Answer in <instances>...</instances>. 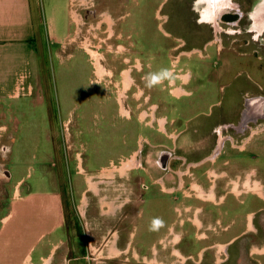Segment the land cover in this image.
I'll use <instances>...</instances> for the list:
<instances>
[{
  "label": "rangeland",
  "instance_id": "374dc122",
  "mask_svg": "<svg viewBox=\"0 0 264 264\" xmlns=\"http://www.w3.org/2000/svg\"><path fill=\"white\" fill-rule=\"evenodd\" d=\"M55 1L59 3L54 9L57 14L59 7L64 4L60 18L58 16V25L54 23V14L52 16L51 13L54 12L51 10L52 0H31L36 20H43L42 24L38 25L36 34L43 65L40 81L43 96H40L42 100L39 104L27 101L28 113L23 119L29 120L28 126L24 127L22 132H14L16 140L12 152L2 160L12 177L10 180L0 181V216L9 214V217H12L3 230L0 228L1 235L5 236L15 220H22L23 224L27 220L25 230L29 236L39 234L56 224L58 209L52 197L54 190L50 186H61L68 229L71 234L76 235L75 242L80 248L84 245V236L87 235L84 220L89 219L92 206L90 201L93 199L89 190L84 197L86 186H121L125 191L126 201L134 198L146 201L141 207L144 209L145 219L148 216L151 222L148 231L142 226L144 215L137 219L133 214L126 220L124 234L133 237L132 248L137 246L139 238L147 240L148 237L149 241L154 239L159 231L158 225H161V228L172 217L173 205L183 213L185 219L189 218V224H185L183 228L178 226L174 231L173 254L169 261L171 264H182V257L176 250L181 244L175 243L182 229L189 227L190 233L195 232L191 221L195 224L202 220L210 228L204 231L205 233H202L203 229L196 230L197 236L205 235V239L197 240V244H194L190 251L192 259L189 263L195 264L199 256L196 254L198 246L208 248L212 244L220 243L223 247L233 235L245 231L247 225L251 226L248 221L252 215L255 216L254 226L250 228L252 230L241 234L236 242L230 245V259L226 264H264V200L254 194L245 198L244 194L238 195L242 189L240 186H248L249 183L242 181L236 189L232 188V191L228 187L217 186L218 195L221 196L214 197L212 188L208 193L205 187L204 191L199 187L201 183L198 180V167H191L180 170L186 173L183 176L182 189L167 194L161 190L155 179L163 175V171L159 170L154 162L155 148L158 147L146 142L148 137L152 143L163 141L170 144L163 134L147 126L151 102L159 104L161 98L165 97L164 102L167 101L170 106L184 108L185 99L199 95L202 88L208 90L214 87L219 92L220 85H225L233 76L234 78L229 80L231 85L227 88L243 83V69L225 58L228 59V50L214 55L212 59L204 60L199 58L198 52L192 53L191 58L182 53L190 48V38L194 41L190 34L192 28L196 27L189 8L186 9L187 0H70L69 10L77 23L74 36L87 41L89 46L86 45L85 48L90 53L88 55L85 50L77 48L75 42L65 45L66 36L72 34L73 30V25L68 22V0ZM213 1L222 8L220 10H225L226 4L219 3L220 0ZM210 4L203 1L197 8L204 10L209 8ZM56 46L60 50H67L55 58L53 54ZM70 52L71 56H68ZM93 52L97 53L106 72L102 77L95 72ZM123 72L130 75L128 84L132 78L135 80L131 89L124 92ZM188 72L191 79L184 85L187 94L182 98H174L168 94L171 87L169 81L178 74ZM152 77H158V80L151 82ZM258 83L264 87L263 78H258ZM247 88L251 90L248 85ZM140 93L139 100H136ZM148 93L150 100L146 99ZM215 94L221 101L224 100V95L216 92ZM116 101L121 106L123 104L124 108L121 107L118 111ZM138 104L139 108L136 106ZM4 113L2 123L10 124L16 117L14 112ZM168 115L172 116L170 112ZM18 116H21L20 112ZM139 133L146 139L143 140L142 151L138 155L140 159L133 158L136 152L131 154V157L126 155L127 160H123L122 166L114 172V183L106 185L99 182L100 174L105 172L97 171L109 164V159L116 161L121 154H127L134 148ZM254 135V142L264 139V133ZM21 139L23 144H26L21 156L17 157L15 148L20 145ZM228 148L225 143L224 151ZM76 153L78 157L75 156ZM225 156L222 154L219 161ZM233 157L236 160L242 159V162L246 161L247 166L255 165V158L249 161L251 159L244 154H241V159L239 156ZM175 160L173 166L177 169L180 161ZM262 161L264 164V157ZM250 171V189L261 195L259 189L263 186L264 190V178ZM1 172L0 167V176L3 175ZM164 174L168 184L176 183L175 175ZM17 179H21L19 194L18 197L12 198L11 186ZM227 191L230 193L221 199ZM233 193H237V196ZM85 199L87 202L84 207ZM241 200L245 201L242 203ZM129 204L133 205V202ZM121 213L118 214L122 215ZM232 220L235 224L231 226ZM189 240L193 238L189 237ZM214 250L211 248L204 252L202 264H212ZM248 250L252 252L251 256ZM136 256V253L121 255L125 258L122 263L137 264ZM141 256L144 261L138 264L160 262L159 259L154 260L153 255ZM219 257H223V253ZM80 259L78 264H84L83 259Z\"/></svg>",
  "mask_w": 264,
  "mask_h": 264
},
{
  "label": "crops",
  "instance_id": "0c3cea01",
  "mask_svg": "<svg viewBox=\"0 0 264 264\" xmlns=\"http://www.w3.org/2000/svg\"><path fill=\"white\" fill-rule=\"evenodd\" d=\"M69 1L67 16L69 25H73V30L72 34L66 36L65 45L68 46L75 42L77 48L85 50L89 55L90 53L85 48L86 45L89 46L87 41H82L74 36L76 34L77 23L69 10ZM200 1L193 0L194 9H197ZM202 1L211 3L208 6L209 8L202 11L199 10L202 17L201 20L204 19L203 21H208L209 23L207 25L194 24L196 27L192 28L193 31L190 37L192 36L195 42L190 38V48L182 53L191 58L192 53L198 52L199 58L204 60V58L212 59L214 55H220L223 50H228V54H226L228 55V59L227 57L225 58L228 62L236 64V66L243 69L245 73L243 83L236 87L227 88L231 85L229 80L233 79V76L230 79L228 78L229 80L225 85H220L219 92L214 87L208 90L202 88L201 93H198L199 95L196 94L192 98L185 97L184 108L170 106L167 101L164 102L165 97L161 98L163 102L160 100L159 104L151 102L152 108H149L150 119L149 125L147 126L163 134L169 140L170 144L163 141L152 143L148 137L145 136L146 140L142 138L140 133L137 134L134 148L127 154H121L116 161L109 159V164L101 167L97 171L99 173L102 171V173L105 172V174H100L101 181L99 182L106 185L113 184L115 179L114 172L122 166L123 160H127L125 158L126 155L131 157V154L136 152L137 154L133 158H136V156L139 158L138 155L139 153L141 154L143 140L151 143L153 147L164 146L170 150L177 148L180 153L177 152L179 155H175L174 157L186 158L188 162L196 163L197 165L203 163L201 167L197 168L198 171L206 168L207 174L213 176L215 174L214 171H216V162H214L217 157V155L214 156L216 146L219 149L227 135L223 136L220 140H214L212 130L217 124L223 123L224 121H229L232 125L236 124V127L241 128V130L232 131L230 134L228 133V138L233 148L229 147L228 150L222 153L226 155L222 160L228 162V166L232 167L236 172L243 169L246 171L252 170L253 173L256 172V174L264 178V164L262 161L264 157V139L253 141L255 133H264V118L258 117L259 112L262 111L261 106L258 105L260 103L258 98L264 96V87L258 83V78L264 79V47L260 44L251 43L249 40H246L247 37L245 35L238 34L232 35L231 38H235L237 41L232 44L228 35L230 28L223 29L218 23V17L222 11L219 10L222 8H219L213 0ZM189 3L185 5L186 9L188 10L189 8L190 11ZM219 3L227 5L229 0H220ZM51 4V10L59 6L58 1L55 0H52ZM62 8H64V4L59 7L60 11L58 14L55 10L51 12L52 16L54 14V23L57 25ZM216 8L218 9L217 11ZM42 22L43 20L38 21L33 15L31 0H0V167L2 170L1 173L3 174L0 176V181L10 180L12 177L9 171L5 169L2 160L6 159L12 152V147L16 140L14 132H22L24 131V127L28 126L29 120L23 119L28 113L27 101H35L39 104V101L42 100L40 96H43V88L40 86V81L43 65L41 63V50L39 48L38 51L37 47L38 40L36 35L38 25H41ZM224 32L228 34H224ZM200 41L204 42L203 48H200L198 45ZM65 50L67 48L60 50L56 46L53 54L54 57L56 58ZM254 51H259L258 54H262V56H255L257 53H253ZM68 56H71V52L68 53ZM190 79V72L176 75L174 79L169 81L171 87L168 94L170 93L174 98H182L183 95L187 94L184 85ZM121 81L122 79L120 83ZM134 81L132 78L127 88L122 86L123 92L129 91ZM247 85L251 87V90H248ZM215 92L224 95V100L221 101L220 98L216 97ZM140 95L141 93L138 98L136 97V100H139ZM146 99L150 100V93H148ZM247 99L253 100L248 103V115L246 121L242 123L240 119L241 112L245 108L244 103ZM118 104V111L121 107L124 108L123 104L122 106L121 104L118 106ZM136 106L139 108L140 105L138 104ZM173 108L175 111H173ZM4 111H11L16 114V117L11 120L10 124L1 122L5 115ZM18 112L21 113V116H18ZM168 112L172 116H169ZM254 115H256L255 121H252L251 117ZM128 117H131L130 114ZM138 121L140 122L139 119ZM160 121L162 122L161 124ZM248 127H251V137L246 143L244 150L239 151L238 149L243 148L242 144L246 139L243 136L245 134L244 129ZM25 144H23L21 139L20 145L16 146L15 151L17 152V157L21 156ZM231 152L235 154H230ZM241 154L250 158L251 160L249 161L255 158V165L247 166L246 161L242 162L243 160L240 158ZM233 155L235 158L239 156L241 160L234 159ZM75 156L78 157L77 153ZM155 179L160 185L161 190L167 194H172L179 190V186H174V183L167 184L165 182L166 176L164 173ZM20 182L21 179L13 182L11 186L12 198L18 197ZM50 187L54 190L52 197L57 204L58 221L45 231H41L39 234H33L32 236H29L25 230L28 224L27 220L24 219V224L22 220L12 222L5 236H2L3 234L1 235L0 233V264H78V261L81 260L80 258L83 259L84 264H117L119 253H136L137 246L131 247L133 237L129 236L121 252V247L118 245L120 236H118L116 230L107 236L104 233L100 234L99 230H96L98 224H100L99 222L103 220H119L118 213H121L122 207L126 203V198L124 197L125 191L121 189V186H86L84 197L86 191L89 190L93 196L90 202L94 207V211H91L89 219L84 220L87 235L84 236V245H81L80 248L75 242L76 235L71 234L68 229L61 186ZM199 187L201 189H204V187L205 189L212 188L214 196V186L205 185ZM169 190L173 191L169 192ZM261 195L264 197V194ZM85 200L84 207L87 202V199ZM80 212L82 213V211ZM82 215V218H84V214ZM11 217H9V214L0 216V228L2 230ZM102 217L106 218L102 220ZM224 244L223 247L222 245L219 246L220 251L225 250L226 243ZM85 255H89L90 257L87 258Z\"/></svg>",
  "mask_w": 264,
  "mask_h": 264
},
{
  "label": "flooded vegetation",
  "instance_id": "af4514ba",
  "mask_svg": "<svg viewBox=\"0 0 264 264\" xmlns=\"http://www.w3.org/2000/svg\"><path fill=\"white\" fill-rule=\"evenodd\" d=\"M187 1L190 2L189 7H190V14L192 15V22L196 25H199V24L207 25L209 22L203 21L204 19L201 20L202 17L199 13V9L198 8L194 9L193 0H187ZM200 2H203V1L201 0ZM263 4H264V0H229V3L226 5V8H224L225 10H222V11L219 10L221 11V14L218 17V23L220 24L219 26L223 29L230 28L229 34L225 33L226 31L224 32V34L229 35L230 41L232 42V44L237 42L235 38H231L232 35L238 34V35H245L247 37L246 40H249L251 43L260 44L264 47V30L258 28V25L255 23L257 19V11L258 9L261 8V5ZM215 42L217 43V41ZM203 44L204 42L200 41L198 45L200 48H203ZM253 53H257L255 56H259V55L262 56V54H258L259 51H254ZM236 130H241V128H237L236 124L232 125V123L229 121H224L223 123L217 124L214 127V129L212 130V133L214 135V140H217V139L220 140L223 136L227 135V137L222 141L219 149L216 146L217 152L215 151V155H217V157L214 161L216 162V171H214L215 174L213 176H209L207 174L206 169H203L202 171L201 170L198 171V175H199L198 180L201 183L200 186H205V185L214 186V189H215L214 197L220 198L221 196L220 194L218 195L217 186H225V188L228 187L230 191H232L233 185L238 186L242 181H248L249 183L252 182V173L250 170H249L250 173H248L249 171H246L244 169L239 172H236L232 167L228 166L229 164L228 162L226 161L224 162L222 159L219 161L220 154L224 152L225 143H227L229 147L233 148V146L230 144L228 133L230 134L232 131H236ZM244 130L243 131L245 134L243 133L244 134L243 136L246 139L244 140L242 144L243 148L241 149L236 148L239 151L244 150V147L246 146V143L248 142L252 134L251 127H248L247 129H244ZM154 147H158V146H154ZM155 152H156V156H155L154 162L157 168L159 170H162L163 173H166V174L169 173V174L175 175L176 183L174 182L173 185L179 186V190L182 189L183 187L181 186V184L184 183L183 176L186 174L185 172L183 171L181 172L180 170L189 169L191 167L199 168L202 166L201 164H203V163H199V165H197L196 163L188 162L186 158L174 157L175 155L178 156L180 153L177 148H174V150H170L167 147L160 146L158 147V149L155 148ZM174 160L180 161L179 162L180 166L177 169H174V166H173ZM137 165H138V162H137ZM135 168H138V167H135ZM178 172H181V175H179ZM201 179H203V181H201ZM165 180H166L165 182L168 184L167 182L168 180L167 179ZM213 182H214V185H213ZM240 187L242 189L239 190L238 195L244 194V198H245L246 196L250 194H254L258 198L264 200V197L262 195H258L256 192L246 189L245 186H240ZM234 189L236 188L234 187ZM202 190L204 191V189ZM171 191L173 190H169V192ZM207 191L209 193L210 189H207ZM230 191H227L225 195H222L221 199L225 198L228 195V193H230ZM233 194L235 197L237 196V193H233ZM262 194H264L263 186H262ZM199 200L203 201L201 198H199ZM241 201L243 203L245 200H241ZM131 202H133V205L129 204ZM145 202L146 201L141 198L140 199L139 198L128 199L126 203L124 204V206L122 207L123 212H126V213H121L122 215H119L118 221H104L103 219H105L106 217H102L103 221L99 222L100 224H98V227L96 228V230H99L100 234L104 233L105 236L110 235L114 230H116V233L118 234V236H120V241L118 245L121 247L120 250L122 252L123 251L122 248L125 244V241L129 238V236L132 237L131 235L127 236L124 234L125 233L124 223L133 214H134L133 216L137 217V219H140L144 215V221H143L142 226H144V229H147L148 231H150V225H151L150 219L148 216H146V219H145L144 209L141 207V205L144 204ZM201 204L203 203L201 202ZM215 204H220V203H214V205ZM93 208H94L93 206L90 207V213L91 211H94ZM171 209L173 213L172 217L168 219L165 222V225L164 226L162 225L161 228H160L161 225H158L159 231L155 235L154 239L150 241L148 237H147V240L145 238L137 239V248H136L137 264L144 261L141 255H145V256L153 255L154 260L158 261L159 259L160 261L159 263H155V264H169L170 263L169 261L171 260V256L173 254L174 243L172 242V238L174 235V231L178 229L177 228L178 226L183 228L185 224H189L188 223L189 218L186 217L185 219V216H183V213L180 210H178L177 208H174L173 205ZM199 209L202 211L201 208ZM174 213H175V220H174ZM197 217L198 216L195 215L196 219ZM254 217L255 216L252 215L249 218L248 223L251 226L247 225V228L245 231H241L240 233L233 235L231 237V240L226 243V248L224 251L223 250L220 251V247H219L221 245L220 243L212 244L208 248L198 246L197 251H196V254L199 255L198 261L197 262L193 261V262L195 264H202L204 252L212 248L213 250L215 249L213 253L214 259L212 261V264H221V263L226 264V262L230 259V251H229L230 245H233L236 242V240L240 237L241 234H245L248 231L252 230L250 228L254 226V223H253ZM198 221L195 224L193 221H191V224L195 226L196 230L203 229L202 233H205L204 231L210 229L208 226L204 224L202 220H198ZM234 224H235V221L232 220L231 226ZM196 230H194L195 232L190 233L189 227L182 229L181 234L175 243V244H178V243L181 244V246L179 248H176V250L178 254L182 257V264H190L189 261L192 259L190 251L194 248V244H197V240L205 239V235L202 237L197 236ZM189 237H192L193 240H189ZM206 238H207V235H206ZM222 253H223V257L219 259V256L222 255ZM125 254L119 253L118 258H117V264H124L122 263V261L125 260V258L121 257V255H125ZM248 254L251 256L252 252L248 250Z\"/></svg>",
  "mask_w": 264,
  "mask_h": 264
},
{
  "label": "water",
  "instance_id": "95a60500",
  "mask_svg": "<svg viewBox=\"0 0 264 264\" xmlns=\"http://www.w3.org/2000/svg\"><path fill=\"white\" fill-rule=\"evenodd\" d=\"M255 23L258 25V28L264 30V4L261 5V8L258 9V11H257V19H256ZM258 99L260 101V103L258 105L261 106V108H262V111L259 112V116L258 117L264 118V96H261ZM251 100H253V99H250V100L247 99L246 102L244 103L245 108L241 112V117H240L242 123H244L246 121V117L248 115V107H249L248 103H250ZM255 116L256 115L251 117L252 121H255Z\"/></svg>",
  "mask_w": 264,
  "mask_h": 264
},
{
  "label": "bare ground",
  "instance_id": "6f19581e",
  "mask_svg": "<svg viewBox=\"0 0 264 264\" xmlns=\"http://www.w3.org/2000/svg\"><path fill=\"white\" fill-rule=\"evenodd\" d=\"M97 54V53H96ZM93 52V58H94V65H95V72L98 76L102 77L104 73V68L99 60V57ZM124 73V78H123V83H124V87L128 84L130 76L127 75V72H123ZM122 74V73H121ZM261 109V108H260ZM250 113V112H249ZM253 117V116H252ZM93 184H90V186H92Z\"/></svg>",
  "mask_w": 264,
  "mask_h": 264
},
{
  "label": "built area",
  "instance_id": "2783aa9c",
  "mask_svg": "<svg viewBox=\"0 0 264 264\" xmlns=\"http://www.w3.org/2000/svg\"><path fill=\"white\" fill-rule=\"evenodd\" d=\"M248 182V181H247ZM249 183V182H248ZM250 184V183H249ZM249 184H248V186L245 184V188L246 189H248L249 188V190H252V189H250V187H252V186H249ZM237 188L238 186H232V188ZM261 192H262V186L260 187V189H259ZM257 193V192H256ZM258 194V193H257ZM258 195H260V194H258Z\"/></svg>",
  "mask_w": 264,
  "mask_h": 264
},
{
  "label": "clouds",
  "instance_id": "9594fccd",
  "mask_svg": "<svg viewBox=\"0 0 264 264\" xmlns=\"http://www.w3.org/2000/svg\"><path fill=\"white\" fill-rule=\"evenodd\" d=\"M158 79V77H152L151 82H155Z\"/></svg>",
  "mask_w": 264,
  "mask_h": 264
}]
</instances>
